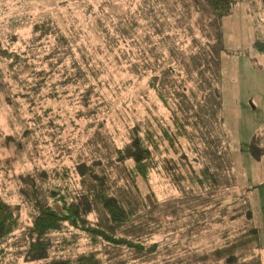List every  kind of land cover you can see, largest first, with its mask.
Masks as SVG:
<instances>
[{"label":"rangeland","instance_id":"obj_1","mask_svg":"<svg viewBox=\"0 0 264 264\" xmlns=\"http://www.w3.org/2000/svg\"><path fill=\"white\" fill-rule=\"evenodd\" d=\"M232 10L218 24L204 0H0V197L19 216L16 237L33 213L28 184L45 187L44 195L68 187L67 200H78L87 189L78 165L113 158V147L139 125L159 143L156 167L147 180L136 179L145 213L157 219L146 230V242L158 244L154 259L93 244L68 224L54 234L56 256L181 262L253 228L264 264V54L254 49L257 37L264 40L263 0H238ZM169 46L194 65L168 66L183 61ZM142 62L148 70L141 73ZM167 67L191 80L177 111L151 86L155 75L169 77ZM111 169L106 184L116 189ZM42 199L61 211L60 202ZM88 219L98 221L95 213ZM0 263L38 264L6 253Z\"/></svg>","mask_w":264,"mask_h":264},{"label":"trees","instance_id":"obj_2","mask_svg":"<svg viewBox=\"0 0 264 264\" xmlns=\"http://www.w3.org/2000/svg\"><path fill=\"white\" fill-rule=\"evenodd\" d=\"M237 1L204 0V3L208 6L209 11L215 15L218 24L219 21L221 24L225 16L233 13L232 5ZM174 48L176 47L169 46L171 49L169 54L173 57H175L173 53H176ZM254 49L258 53L264 54V40L262 38H256ZM176 54L183 61L180 63L172 61L168 66L194 65L190 59L181 56L180 52ZM146 70H148L146 63L138 64L139 72H146ZM166 70H172L168 72L169 77L158 79L155 75L151 80V86L165 106H170L177 111L179 100L187 99L189 96L188 90L192 88L188 86V83H191V80L187 76L174 74L173 67L172 69L167 67L164 73H167ZM194 81L197 89L205 87L203 79H198V82L197 79H194ZM188 111L195 112V107H190ZM197 118L198 116H195V119ZM175 121L179 122V119L175 118ZM152 134L151 131L143 130L137 125L131 129L127 143L122 147H113L111 151L114 155L113 158H108L107 162L100 158L91 165L81 166L79 164L78 172H84L82 174L84 175V182H82L87 189L82 188L76 194L75 197H78V200L76 198V200H67L71 191L68 187L55 185L48 195H44L43 189L45 187L41 189L33 184H28L24 191H30L32 194V201L28 204L32 207L33 213L30 216V225L28 224L29 227L25 232L23 231L24 235L21 237H16L22 228L16 209H13L0 197V259H3L6 253V255L15 257L16 261L20 256H25L26 262H37L38 264H99L100 261L94 252L80 253L76 257L56 256L54 234L61 232L67 224L86 233L93 244L107 242L114 248V251L117 248L126 247L134 252L133 258L135 260L143 258L145 262H150L151 259H154L153 257L158 251V244L146 242L150 241L152 235V232L146 233V230L149 228V223L152 221L156 223L157 219L153 217L150 219L149 213H145V210L148 209L147 200L140 196L141 192L136 181L137 177L147 180L150 171L156 167L153 153L159 150V143ZM166 134L168 136V133ZM127 161L133 162L134 166H128ZM112 166L117 167V175L114 177L120 184V187L116 189L112 185L107 186L106 184L108 177L111 178ZM205 170L208 172V169ZM68 172V170L65 171L66 174ZM57 175L59 176V172L55 178ZM85 175L89 177L91 185L85 183ZM122 179L127 183L121 184L120 180ZM42 194L43 197L52 198L54 204L57 202L63 204L61 211L55 209L54 205L45 207ZM243 206H246L245 202ZM244 212L247 213V218L251 220V212L248 209H245ZM92 213L97 215L98 221L92 222L88 219ZM137 213V218H140L133 222ZM65 235L66 232L63 236ZM15 237L16 240L11 242ZM64 242L67 243L66 240ZM259 246V234L256 229L251 228V230H247L244 236L237 237L212 251L199 255L194 254L181 262L166 261L163 264H261L256 253ZM11 248L15 250L12 252L13 256L10 252H6Z\"/></svg>","mask_w":264,"mask_h":264}]
</instances>
